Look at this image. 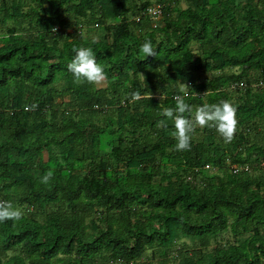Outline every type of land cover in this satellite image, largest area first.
Listing matches in <instances>:
<instances>
[{
  "label": "trees",
  "instance_id": "obj_1",
  "mask_svg": "<svg viewBox=\"0 0 264 264\" xmlns=\"http://www.w3.org/2000/svg\"><path fill=\"white\" fill-rule=\"evenodd\" d=\"M83 46L104 86L70 70ZM259 80L264 0H0V200L25 213L0 221V264H264ZM224 99L231 140L196 120Z\"/></svg>",
  "mask_w": 264,
  "mask_h": 264
},
{
  "label": "clouds",
  "instance_id": "obj_2",
  "mask_svg": "<svg viewBox=\"0 0 264 264\" xmlns=\"http://www.w3.org/2000/svg\"><path fill=\"white\" fill-rule=\"evenodd\" d=\"M142 50L146 55H156L155 49L152 46L151 39L145 40L142 45ZM69 68L77 80H87L90 82L99 81L106 75L104 67L97 61L96 53L91 46H83L76 50ZM134 98H139L140 93L134 92ZM26 109H33L35 104L25 105ZM165 114L175 121L176 137L178 149H188L191 147V131L193 123L189 117L183 115L186 111L192 112V105L184 98V96L177 97L175 107H168ZM196 120L200 125L214 126L217 131L226 140H231L237 127V114L235 105L227 100H221L215 104H202L196 109ZM53 176V171L49 170L46 175L42 177V181L47 183ZM24 211L16 207L11 200H0V221L6 219L19 220L24 216Z\"/></svg>",
  "mask_w": 264,
  "mask_h": 264
},
{
  "label": "built area",
  "instance_id": "obj_3",
  "mask_svg": "<svg viewBox=\"0 0 264 264\" xmlns=\"http://www.w3.org/2000/svg\"><path fill=\"white\" fill-rule=\"evenodd\" d=\"M143 12H144L146 15H148L150 18L156 19V18L160 17V15H161V12H162L161 4H152V5H150V6H147V7L143 10ZM237 85H238L239 87H243L245 84H243V82H239L238 84L235 83V84H232V85H231V88L233 89V88H235ZM263 85H264V81H262V80H259L258 82H256V83L254 84L255 87H259V86H263ZM260 166L264 169V160L261 161ZM205 167L207 168L208 165H205ZM233 168H235V167H233ZM241 169L246 170L247 167H241ZM238 170H239L238 168H235V169H234V171H236V172H237Z\"/></svg>",
  "mask_w": 264,
  "mask_h": 264
},
{
  "label": "rangeland",
  "instance_id": "obj_4",
  "mask_svg": "<svg viewBox=\"0 0 264 264\" xmlns=\"http://www.w3.org/2000/svg\"><path fill=\"white\" fill-rule=\"evenodd\" d=\"M182 5L184 6V3H182ZM104 83H105V79L104 78H102L101 80H99V81H97V85L98 86H104ZM44 158H46V152L44 151Z\"/></svg>",
  "mask_w": 264,
  "mask_h": 264
}]
</instances>
